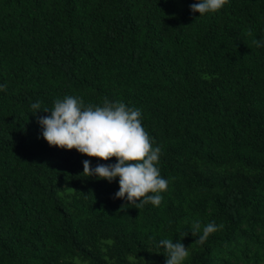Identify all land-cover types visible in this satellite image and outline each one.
<instances>
[{"label":"trees","instance_id":"obj_1","mask_svg":"<svg viewBox=\"0 0 264 264\" xmlns=\"http://www.w3.org/2000/svg\"><path fill=\"white\" fill-rule=\"evenodd\" d=\"M196 2L0 0V264H166L161 239L183 264H264V0ZM65 96L141 110L158 207L83 173L115 157L48 144L38 118ZM194 220L223 228L195 243Z\"/></svg>","mask_w":264,"mask_h":264},{"label":"clouds","instance_id":"obj_2","mask_svg":"<svg viewBox=\"0 0 264 264\" xmlns=\"http://www.w3.org/2000/svg\"><path fill=\"white\" fill-rule=\"evenodd\" d=\"M227 3L228 0H197L190 5V9L201 17L219 11ZM253 43L264 47V40H254ZM0 90H6V85H0ZM31 108L35 114L41 111L39 102L32 103ZM42 111L51 113L38 118L42 136L50 146L75 149L103 161L116 158L117 163H98L95 168L90 160L83 161L85 175L109 183L119 178V191L113 199H126L138 209L149 203L157 207L161 204L163 197L159 193L168 190L169 182L161 176L157 166L161 148L153 147L149 134L142 126L140 109L129 108L119 101L113 103L107 98L103 106L86 105L80 97L65 96L62 100L56 99L51 110ZM66 190L71 193L75 189L67 187ZM191 227L193 235L202 233L195 243L204 244L223 225L209 222L202 227L200 221L194 220ZM158 246L167 253L166 264H183L189 256L188 248L179 241L161 239Z\"/></svg>","mask_w":264,"mask_h":264}]
</instances>
